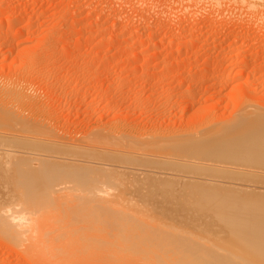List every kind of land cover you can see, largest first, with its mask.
I'll return each instance as SVG.
<instances>
[{
	"label": "rangeland",
	"instance_id": "obj_1",
	"mask_svg": "<svg viewBox=\"0 0 264 264\" xmlns=\"http://www.w3.org/2000/svg\"><path fill=\"white\" fill-rule=\"evenodd\" d=\"M182 1L0 0V264H264V5Z\"/></svg>",
	"mask_w": 264,
	"mask_h": 264
},
{
	"label": "bare ground",
	"instance_id": "obj_2",
	"mask_svg": "<svg viewBox=\"0 0 264 264\" xmlns=\"http://www.w3.org/2000/svg\"><path fill=\"white\" fill-rule=\"evenodd\" d=\"M122 1H123V0H122ZM130 1H131V0H130ZM211 1H212V0H211ZM211 1H210V0H183L182 2H185V3H188V4H192V6L195 7V5H197V4H199V3H202V4H204V5H205V3H206L205 6H208L209 2L211 3ZM213 1H214V0H213ZM216 1H217V2H216ZM233 1H234V0H233ZM256 1H257V0H256ZM256 1H255V2H254V1H253V2H250V4L248 3L247 6L249 5L250 8H252V7L254 6L255 9H256V7H257V8H258V7L261 8L262 5H264V4H263V3H264V0H259V1L262 2V3L260 2V4H259L258 2L256 3ZM125 2H126V1H125ZM134 2H135V0H134ZM218 2H219L218 0H215L216 5H217ZM222 2H224V1H222ZM226 2H227V1H226ZM228 2H229V1H228ZM245 3H246V2H245ZM128 4H129V3H128ZM188 4H187V5H188ZM243 4H244V3H243ZM210 5H211V7H212V4H210ZM210 5H209V6H210ZM218 5H220V4H218ZM259 5H260L261 7H260ZM180 6H181V4H180ZM180 6H179V7H180ZM183 6H185V5H183ZM244 6H245V5H244ZM187 7H188V6H187ZM185 8H186V6H185ZM185 8H184V9H185ZM209 8H210V7H209ZM186 10H187V9H186ZM192 10H193V9H192ZM260 10H262V8H261ZM194 12H195V11H194ZM194 12H193V13H194ZM258 12H260V11H258ZM261 12H263V14H264V10L261 11ZM260 14H262V13H260ZM260 14L258 13V16H259ZM263 14H262V15H263ZM262 17H263V16H262ZM208 18H209V17H208ZM213 21H214V20H213ZM213 21H211V22H213ZM186 40H187V39H186ZM262 48H263V47H262ZM252 51H253V50H252ZM236 53H237V52H236ZM255 54H256V53H255ZM259 54H260V53H259ZM259 54H258V55H259ZM239 57H240V56H239ZM239 61H240V59H239ZM254 70H255V69H254ZM247 91H248V90H247ZM254 96H255V95H254ZM256 112H257V114L254 113L256 116H255L254 114H251V112L249 113V116H250V118H251L252 120H254V119H253L254 117H255V119H257V118L259 117V116L257 117V115H258V111H257V110H256ZM259 112H261V111H259ZM242 113H243V112H242ZM242 113H241V114H238V115H241V116L243 115V116H244V115L247 114V112H245L244 114H242ZM263 113H264V112H263ZM250 114H251V115H250ZM247 115H248V114H247ZM252 115H254V116H252ZM239 117H240V116H239ZM261 117H262V116H261ZM263 117H264V115H263ZM246 118L249 119L248 117H245V119H246ZM241 119H242V120H245L243 117H241V118L239 119V121H240ZM247 119H246V121H247ZM251 119H250V120H251ZM258 119H259V118H258ZM258 119H257V120H258ZM263 120H264V118H263ZM244 122H245V121H244ZM249 122H250V121H249ZM258 122H259V121H258ZM253 123H255V122H253ZM243 124H244V123H243ZM257 124L260 125V126L257 125V126H255L254 128H257V129H258V127H260V128H259V129H260V130H259L260 132L258 133V136L260 135L259 137L261 138V136L264 134V132H261V128H262V131H263V127H264V125H262V123H261V124L257 123ZM238 125H239V124H238ZM251 125H252V124H251ZM253 125H254V124H253ZM261 125H262V126H261ZM236 126H237V125H236ZM241 126H242V125H241ZM241 126H240V127H241ZM240 127H239V128H240ZM252 128H253L252 126H251V128H249V129H250V132L252 131ZM236 130H237V128H236L234 131H236ZM238 130H239V129H238ZM253 130H254L253 132L255 133V129H253ZM231 132H232V131H231ZM237 132H238V131H237ZM25 133H26V131H25ZM228 133H229V132H228ZM232 133H233V132H232ZM239 133H240V132H239ZM248 133H249V132H248ZM254 133H253V134H254ZM262 133H263V134H262ZM19 134H20V133H19ZM23 134H24V133H23ZM256 134H257V133H256ZM261 134H262V135H261ZM222 135H224V133H223ZM230 135H231V134H230ZM10 136H11V135H10ZM248 136H249V135H248ZM263 136H264V135H263ZM263 136H262V139L260 140V141H261V145H262V143L264 144V142H262V140H264V139H263ZM13 137H14V136H13ZM251 138H252V137H251ZM5 140H7V139L5 138ZM5 140H4V141H5ZM15 140H16V139H15ZM10 141H12V140H10ZM16 141H17V140H16ZM21 141H22V140H20L19 142H21ZM260 141H258V142H260ZM247 142H248V141H247ZM7 143H8V142H7ZM25 143H26V142H25ZM242 143H243V141L241 142V145H242ZM245 144H246V143H243L244 146H243V145L241 146V147H243V148H241V150H243L242 153H241L242 155H244L243 152L246 151V149L244 150V148L247 147V145H245ZM252 144H254V143H252ZM258 145H259V144H258ZM254 146H255V145H254ZM262 146H263V145H262ZM255 147H256V146H255ZM257 148H259V147L257 146ZM260 148H261V146H260ZM260 148H259V149H260ZM262 149L264 150V148H262ZM57 153H58V152H57ZM245 154H246V152H245ZM241 158L245 159V160L242 159L241 162H243V163H241V164H246V166H253V165H247V164H248V163H247L248 160H249V162H251V160H250V158H249L248 155L245 156V157H241ZM217 161H218V162H217ZM245 161H246V162H245ZM213 162H214V160H213ZM213 162H212V163H213ZM216 162H217V163H216ZM218 163H221V164H222L223 162H222V161L219 162V160H216V161L213 163V165H214V164H218ZM226 164H227V163H226ZM226 164H225V165H226ZM228 164L232 166V165H234L235 163H234V164H233V163H228ZM228 164H227L226 166H228ZM237 164H238V163H237ZM235 165H236V164H235ZM235 165H234V166H235ZM220 166H221V165H219V167H220ZM236 166H237V168H238L239 164L236 165ZM236 166H235V167H236ZM244 166H245V165H244ZM258 166H263V169H264V165H262V164L259 165V164H258ZM258 166H257V167H258ZM216 167L218 168L217 165H216ZM222 167H223V166H222ZM232 167H233V166H232ZM214 168H215V167H214ZM214 168H213V169H214ZM217 168H216V169H217ZM220 169H221V168H220ZM223 169H224V168H223ZM229 169H230V168H229ZM231 170H232V169H230V171H231ZM235 170H236V169H235ZM216 171H217V170H216ZM227 171H228V168H227ZM238 171H239V170H238ZM223 172H224V171H223ZM233 172H235V171H233ZM240 172H241V171H240ZM257 172H258V171H257ZM235 173H236V172H235ZM237 173H238V172H237ZM260 173H261V172H260ZM247 175H249V174H247ZM260 175H261V174H260ZM230 176H234V175H232V173H231ZM236 176H237V175H236ZM256 176H258V175H256ZM227 177H228V176H227ZM237 177H238V176H237ZM254 177H255V176H254ZM259 177L261 178V176H259ZM224 178H225V177H224ZM229 178H230V177H229ZM238 178H239V177H238ZM263 178H264V177H263ZM234 179H235V178H234ZM216 180H217V179H216ZM256 180H257V179H256ZM237 181H238V180H237ZM254 181H255V179H254ZM194 182H195V181H194ZM211 182H212V181H211ZM234 182H236V180H235ZM256 182H257V181H256ZM256 182H255V183H256ZM218 183H219V182H218ZM240 183H241V182H240ZM220 184H221V183H220ZM222 184H223V183H222ZM252 184H253V183H252ZM208 185H209V184H208ZM214 186H215V185H214ZM222 186H223V185H222ZM260 186H261V184H260ZM228 187H229V186H228ZM228 187H227V188H228ZM224 189H225V187H224ZM232 189H234V187H233ZM232 189H231V190H232ZM257 189H258V188H257ZM235 190H238V189H235ZM239 190H240V189H239ZM254 190H255V189H254ZM251 191H252V190H251ZM256 191H257V190H256ZM254 192H255V191H254ZM255 193H256V192H255ZM170 220H171V219H170ZM243 225H244V224H243ZM259 226H262V224H260ZM258 232L264 233V231H258ZM258 232H253V233H249V234H255V235H256V234H258ZM105 240H106V239H105ZM107 253H108V252H107ZM99 260H100V259H99ZM103 261H104V260H103Z\"/></svg>",
	"mask_w": 264,
	"mask_h": 264
}]
</instances>
